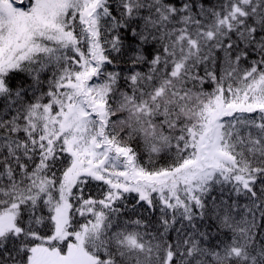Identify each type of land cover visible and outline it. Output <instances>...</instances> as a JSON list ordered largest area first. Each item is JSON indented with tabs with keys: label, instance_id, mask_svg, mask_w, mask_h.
Instances as JSON below:
<instances>
[{
	"label": "snow or ice",
	"instance_id": "1",
	"mask_svg": "<svg viewBox=\"0 0 264 264\" xmlns=\"http://www.w3.org/2000/svg\"><path fill=\"white\" fill-rule=\"evenodd\" d=\"M0 264H264V0H0Z\"/></svg>",
	"mask_w": 264,
	"mask_h": 264
}]
</instances>
